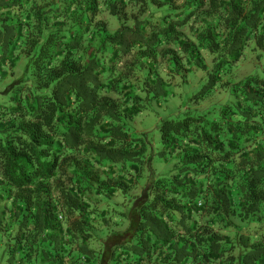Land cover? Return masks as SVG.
<instances>
[{"label":"trees","instance_id":"trees-1","mask_svg":"<svg viewBox=\"0 0 264 264\" xmlns=\"http://www.w3.org/2000/svg\"><path fill=\"white\" fill-rule=\"evenodd\" d=\"M195 70L208 71L196 100L233 97L217 118H164L158 145L131 133L145 100ZM9 76L0 257L264 264V0H0Z\"/></svg>","mask_w":264,"mask_h":264},{"label":"rangeland","instance_id":"rangeland-1","mask_svg":"<svg viewBox=\"0 0 264 264\" xmlns=\"http://www.w3.org/2000/svg\"><path fill=\"white\" fill-rule=\"evenodd\" d=\"M211 63V56H207ZM256 65L255 58H246L239 63L235 70V80H240L251 74ZM23 68V63L16 69L15 74H20ZM258 73H262L261 69H257ZM208 71L195 70L190 72L186 77L177 76L174 79L173 85L169 87L168 97H153L145 100V108L143 111L129 120V128L134 135L147 134L154 140L155 145L159 144L160 132L159 125L164 118H182L186 115H198L207 113L212 118H217L218 111L223 104L233 100L232 95L224 90L217 89L203 100H196L194 94L201 88L207 80ZM18 76V75H17ZM15 77V76H14ZM14 77L9 76L5 80L0 79V101L7 99L8 94H4L7 86L11 84ZM156 169L159 172L166 174L173 162L166 164L161 162L158 155L154 156L153 160ZM115 200L121 202L122 197L118 196ZM126 226H122L125 228ZM0 264H10L6 256L0 257Z\"/></svg>","mask_w":264,"mask_h":264}]
</instances>
